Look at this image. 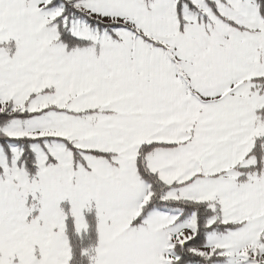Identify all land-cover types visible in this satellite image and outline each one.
I'll use <instances>...</instances> for the list:
<instances>
[{"label":"snow or ice","instance_id":"6c2138e0","mask_svg":"<svg viewBox=\"0 0 264 264\" xmlns=\"http://www.w3.org/2000/svg\"><path fill=\"white\" fill-rule=\"evenodd\" d=\"M0 264H264V0H0Z\"/></svg>","mask_w":264,"mask_h":264}]
</instances>
